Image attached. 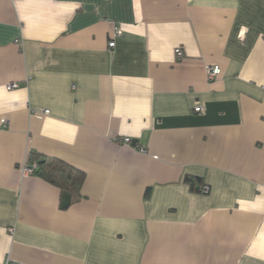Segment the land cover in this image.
<instances>
[{"label": "crops", "instance_id": "1", "mask_svg": "<svg viewBox=\"0 0 264 264\" xmlns=\"http://www.w3.org/2000/svg\"><path fill=\"white\" fill-rule=\"evenodd\" d=\"M0 264H264V0H0Z\"/></svg>", "mask_w": 264, "mask_h": 264}, {"label": "trees", "instance_id": "2", "mask_svg": "<svg viewBox=\"0 0 264 264\" xmlns=\"http://www.w3.org/2000/svg\"><path fill=\"white\" fill-rule=\"evenodd\" d=\"M30 160L38 165V170L34 175L62 189L69 190L74 197H80V189L85 177L82 172L61 160L47 158L35 153L30 156ZM187 182L191 183L193 187L201 183L199 179L192 178H187Z\"/></svg>", "mask_w": 264, "mask_h": 264}, {"label": "built area", "instance_id": "3", "mask_svg": "<svg viewBox=\"0 0 264 264\" xmlns=\"http://www.w3.org/2000/svg\"><path fill=\"white\" fill-rule=\"evenodd\" d=\"M120 34H121V31H120L119 29H116V30H115V37H116V36H119ZM115 45H116V42H111V43L109 44V47H110V48H114ZM176 54H177V57H178L179 59H182V58H183V52H182L180 49H177V50H176ZM221 72H222V71H221V68L218 67V66H212V67H209V68H208V79L211 80V81L214 80L215 78H217V77L221 74ZM7 87H8L9 90H11V89L18 88L19 85H18V84H10V85L7 86ZM202 111H203L202 106H197V107L195 108V112H197V113H200V112H202ZM44 113H45V114H49V111H48V110H45ZM123 141H124V143H130V142H131V139H130V138H125ZM143 151H144V150H143ZM37 170H38V165H37L36 162H33V163H31V164H25V165L23 166V174H24L25 176L34 175L35 172H36ZM210 190H211V188H210V186H208V185H203V186H201V187L199 188V191H200L202 194H205V195L209 194V193H210Z\"/></svg>", "mask_w": 264, "mask_h": 264}]
</instances>
